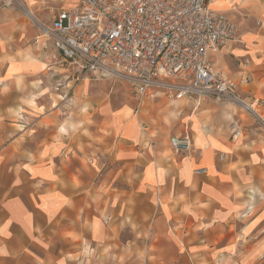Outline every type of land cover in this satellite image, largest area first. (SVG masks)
<instances>
[{"label":"crops","instance_id":"crops-1","mask_svg":"<svg viewBox=\"0 0 264 264\" xmlns=\"http://www.w3.org/2000/svg\"><path fill=\"white\" fill-rule=\"evenodd\" d=\"M33 1L0 10V264L264 263V0H210L238 38L209 61L257 115L79 77L35 24L78 0Z\"/></svg>","mask_w":264,"mask_h":264},{"label":"built area","instance_id":"built-area-1","mask_svg":"<svg viewBox=\"0 0 264 264\" xmlns=\"http://www.w3.org/2000/svg\"><path fill=\"white\" fill-rule=\"evenodd\" d=\"M25 5V0H0V10ZM37 26L81 78L125 81L140 100L162 95L233 104L257 115L239 94L249 79L235 82L209 61L211 53L238 38L234 21L212 10L210 0H78L50 26ZM232 134L242 135L237 124ZM169 143L176 154L193 152L189 136H172Z\"/></svg>","mask_w":264,"mask_h":264},{"label":"rangeland","instance_id":"rangeland-1","mask_svg":"<svg viewBox=\"0 0 264 264\" xmlns=\"http://www.w3.org/2000/svg\"><path fill=\"white\" fill-rule=\"evenodd\" d=\"M30 1H33V0H30ZM30 1H28V2H30ZM68 2H74L73 0H69ZM78 4V3H77ZM28 5V4H27ZM27 5H25L24 7H20V8H16V9H10V10H15V11H19V12H23V13H25V15L27 16ZM77 6V5H76ZM26 7V8H25ZM39 7H41L42 9H45L46 10V8L47 7H49V5H42V6H39ZM33 11V10H32ZM33 15H34V12H33ZM28 18H30L33 22H35L36 21V19H35V16L33 17V18H31V17H29V16H27ZM35 24H38L37 22L35 23ZM46 26H50V23H48V24H46ZM42 34V33H41ZM85 78V77H84ZM89 78H91V76L89 77ZM107 79H110V80H112V81H114L115 83L117 82V83H127V82H125V81H122V80H117V79H115V78H107ZM128 84V83H127ZM129 85V84H128ZM130 86V85H129ZM131 88V87H130ZM132 90V89H131ZM130 94L133 96V97H135V98H138L139 99V97L133 92V91H130ZM146 98H148V100H151V101H158V100H160V98H151V97H146ZM145 99V98H144ZM140 100V99H139ZM142 100H140V102H141ZM260 264H264V263H260Z\"/></svg>","mask_w":264,"mask_h":264},{"label":"bare ground","instance_id":"bare-ground-1","mask_svg":"<svg viewBox=\"0 0 264 264\" xmlns=\"http://www.w3.org/2000/svg\"><path fill=\"white\" fill-rule=\"evenodd\" d=\"M36 6V2L34 1H30L28 2V5H27V16L33 18L34 15H33V11H32V7Z\"/></svg>","mask_w":264,"mask_h":264}]
</instances>
